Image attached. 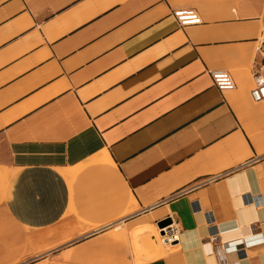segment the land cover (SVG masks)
<instances>
[{"label": "crops", "instance_id": "crops-1", "mask_svg": "<svg viewBox=\"0 0 264 264\" xmlns=\"http://www.w3.org/2000/svg\"><path fill=\"white\" fill-rule=\"evenodd\" d=\"M181 8L201 22L179 26ZM263 14L0 0V264H264V105L249 95ZM165 219L180 240L162 253Z\"/></svg>", "mask_w": 264, "mask_h": 264}, {"label": "built area", "instance_id": "built-area-1", "mask_svg": "<svg viewBox=\"0 0 264 264\" xmlns=\"http://www.w3.org/2000/svg\"><path fill=\"white\" fill-rule=\"evenodd\" d=\"M173 16L181 27L201 22L198 13L192 8L176 9L173 11ZM262 21L264 25V14ZM250 72L252 77V86L249 90L250 98L253 102L264 105V27L256 39L255 56L251 64ZM211 74L214 85L220 91L232 89L234 87V83L228 73L213 71ZM166 227L169 228L168 234L165 232ZM158 230L159 234L164 237L163 240H161L162 244L171 246L179 242L180 230L172 221L165 227H159ZM212 238L214 239L215 237L212 236Z\"/></svg>", "mask_w": 264, "mask_h": 264}, {"label": "rangeland", "instance_id": "rangeland-1", "mask_svg": "<svg viewBox=\"0 0 264 264\" xmlns=\"http://www.w3.org/2000/svg\"><path fill=\"white\" fill-rule=\"evenodd\" d=\"M263 27H264V25H263V21H261V24H260V31H259L257 37L259 36V34H260L261 30L263 29ZM5 181H6V178L3 177V180H2L1 182L4 183V187H5ZM3 183H2V184H3ZM156 240H157V245H159V246L163 249L162 253H164V252H168V251H170V250L172 249V247H171L170 245H164V244H162L161 241L159 240V237H157ZM151 246H154V245H151ZM151 246H150V247H151ZM144 249H145V248H144ZM150 254H151V253H150V252H147V250H145V251H140V250H139V251H135V253H134L135 263H136V264H139L140 262H142L143 260H145V259L143 258V256H146V255L149 256ZM150 256H151V255H150Z\"/></svg>", "mask_w": 264, "mask_h": 264}, {"label": "water", "instance_id": "water-1", "mask_svg": "<svg viewBox=\"0 0 264 264\" xmlns=\"http://www.w3.org/2000/svg\"><path fill=\"white\" fill-rule=\"evenodd\" d=\"M170 223H171V220H170V219H165V220L161 221V222L158 224V226H159L160 228H162V227L167 226V225L170 224Z\"/></svg>", "mask_w": 264, "mask_h": 264}, {"label": "bare ground", "instance_id": "bare-ground-1", "mask_svg": "<svg viewBox=\"0 0 264 264\" xmlns=\"http://www.w3.org/2000/svg\"><path fill=\"white\" fill-rule=\"evenodd\" d=\"M165 232H166V234L169 233V228L168 227L165 228ZM163 238H164L163 235H160V241L163 240Z\"/></svg>", "mask_w": 264, "mask_h": 264}]
</instances>
